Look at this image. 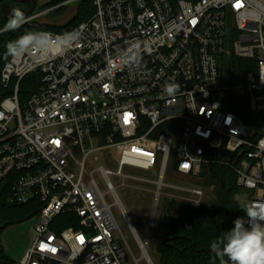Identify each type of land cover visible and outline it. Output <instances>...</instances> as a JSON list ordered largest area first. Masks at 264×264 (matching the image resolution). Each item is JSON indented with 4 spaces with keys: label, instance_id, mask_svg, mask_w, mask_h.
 Masks as SVG:
<instances>
[{
    "label": "built area",
    "instance_id": "obj_1",
    "mask_svg": "<svg viewBox=\"0 0 264 264\" xmlns=\"http://www.w3.org/2000/svg\"><path fill=\"white\" fill-rule=\"evenodd\" d=\"M92 1L94 14L70 31H39L77 33L67 55L54 40L0 74L10 92L0 102V181L11 182L9 204L39 203L18 264H132L112 179L134 180L133 171L155 174L143 181L156 187V206L170 188L199 207L205 191L167 185L169 174L198 179L213 153H239L240 199L264 202V0ZM36 74L22 102L21 82ZM168 83L175 96L163 94ZM61 216L74 226L60 229Z\"/></svg>",
    "mask_w": 264,
    "mask_h": 264
},
{
    "label": "trees",
    "instance_id": "obj_2",
    "mask_svg": "<svg viewBox=\"0 0 264 264\" xmlns=\"http://www.w3.org/2000/svg\"><path fill=\"white\" fill-rule=\"evenodd\" d=\"M67 0H50L49 8L59 5ZM92 0H83L78 8L77 15L62 26L44 24L32 21L22 25L19 29L0 32V74L10 57L7 55V44L16 40L27 31H49L54 33L67 32L89 20L95 9ZM11 6V3H10ZM12 8V7H11ZM65 7L56 10L60 13ZM7 23L0 9V28ZM37 74L25 78L21 82L20 97L22 102L27 101L39 86ZM10 92L0 90V102ZM239 153H228L225 150L215 152L208 164L202 168L201 176L205 179V186L215 188V198L210 202L196 207L190 203L171 201L165 211V225L167 232L163 241L157 247L160 255L159 264H219L218 259L210 252V243L225 230L232 227L237 217H244L235 201L240 193L237 186V177L234 166L238 163ZM11 195V182L9 179L0 181V264H17L4 250L1 241L3 231L20 223L28 222L39 210V203L16 206L9 204ZM7 211L10 214L7 215ZM60 229L74 226L72 220L61 216L56 220Z\"/></svg>",
    "mask_w": 264,
    "mask_h": 264
},
{
    "label": "rangeland",
    "instance_id": "obj_3",
    "mask_svg": "<svg viewBox=\"0 0 264 264\" xmlns=\"http://www.w3.org/2000/svg\"><path fill=\"white\" fill-rule=\"evenodd\" d=\"M82 1L83 0L72 1L68 3L65 9L59 14L50 13L45 16V18H39L37 22L50 24L57 21L59 25L67 24L77 15L78 8ZM49 2L50 0H36V9L34 13L39 14L47 10L49 8ZM131 174L135 176L134 180L123 182L119 178L112 179L114 186H119L117 193L130 220L128 223L121 215L122 212H120L119 208L117 206L113 207V213L115 214L118 225L117 227L120 230L119 238L123 245L128 248L132 264H149L143 257V251L139 246L138 238L148 243L147 253L153 264H159L160 255L157 253V247L163 241V237L167 232V227L165 225V209L171 201L188 203L187 201H179L182 199L180 198L181 196L187 198L188 195L177 193L174 189L164 188L161 190L160 204L156 206L154 204L156 187L143 181L145 178L152 179L155 177V174H147L142 171H133ZM169 177L171 178L164 182L167 185L176 186L178 184L189 187L197 186L204 190L203 203L210 202L215 198V188L205 186V179L202 177L198 179H188L178 177L173 173H170ZM123 183H125V186H122ZM175 197L178 200L174 199ZM234 199L239 202L241 200L240 193H237ZM9 214L10 211H7V215ZM36 224L37 220L32 219L28 222L9 227L7 230L3 231L1 235L2 246L4 247L5 253L17 264L21 261L26 248L30 245L32 229ZM133 227L134 229H132Z\"/></svg>",
    "mask_w": 264,
    "mask_h": 264
},
{
    "label": "clouds",
    "instance_id": "obj_4",
    "mask_svg": "<svg viewBox=\"0 0 264 264\" xmlns=\"http://www.w3.org/2000/svg\"><path fill=\"white\" fill-rule=\"evenodd\" d=\"M26 22L25 12L14 8L0 32L19 29ZM78 38L75 32L52 36L47 32L27 31L16 40L8 42L7 55L17 59L32 50L39 55L54 40L60 46L57 56L67 55ZM178 92L179 85L175 83L166 84L163 90V94L168 97ZM239 207L244 217L234 219L233 226L210 243V252L219 264H264V202L240 200Z\"/></svg>",
    "mask_w": 264,
    "mask_h": 264
},
{
    "label": "water",
    "instance_id": "obj_5",
    "mask_svg": "<svg viewBox=\"0 0 264 264\" xmlns=\"http://www.w3.org/2000/svg\"><path fill=\"white\" fill-rule=\"evenodd\" d=\"M12 3L16 5H24L25 8H21L25 14L26 18H31L32 14L35 12L36 9V0H11ZM0 9L4 15V17L8 20L13 8H11L10 4L6 0H0ZM150 264H153L152 260L148 259Z\"/></svg>",
    "mask_w": 264,
    "mask_h": 264
},
{
    "label": "bare ground",
    "instance_id": "obj_6",
    "mask_svg": "<svg viewBox=\"0 0 264 264\" xmlns=\"http://www.w3.org/2000/svg\"><path fill=\"white\" fill-rule=\"evenodd\" d=\"M140 244V246L143 248V250H144V252L142 253L143 254V257L147 260V262L150 264V262H149V256H148V253H147V251H146V248L144 249V247H145V243H142V241L139 243Z\"/></svg>",
    "mask_w": 264,
    "mask_h": 264
},
{
    "label": "flooded vegetation",
    "instance_id": "obj_7",
    "mask_svg": "<svg viewBox=\"0 0 264 264\" xmlns=\"http://www.w3.org/2000/svg\"><path fill=\"white\" fill-rule=\"evenodd\" d=\"M9 4L11 3V7L14 9V8H25V6L24 5H21V4H19V5H16V4H14V3H12L11 2V0H6Z\"/></svg>",
    "mask_w": 264,
    "mask_h": 264
}]
</instances>
